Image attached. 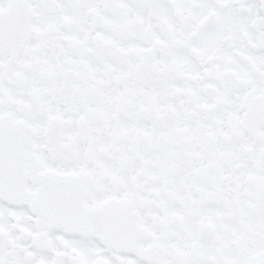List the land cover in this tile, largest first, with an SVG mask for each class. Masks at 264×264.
Wrapping results in <instances>:
<instances>
[{"label": "snow or ice", "instance_id": "snow-or-ice-1", "mask_svg": "<svg viewBox=\"0 0 264 264\" xmlns=\"http://www.w3.org/2000/svg\"><path fill=\"white\" fill-rule=\"evenodd\" d=\"M0 264H264V0H0Z\"/></svg>", "mask_w": 264, "mask_h": 264}]
</instances>
